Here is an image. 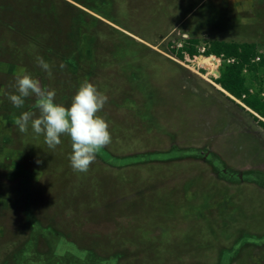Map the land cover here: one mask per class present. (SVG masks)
<instances>
[{
  "label": "rangeland",
  "instance_id": "rangeland-1",
  "mask_svg": "<svg viewBox=\"0 0 264 264\" xmlns=\"http://www.w3.org/2000/svg\"><path fill=\"white\" fill-rule=\"evenodd\" d=\"M239 1L257 12L247 22ZM180 32L263 53L264 0H0V264L32 245L29 208L59 250L109 264H264V128L207 70L172 59ZM21 68L66 107L85 77L108 96L98 115L122 136L96 155L107 166L73 171L68 136L50 149L31 124L19 131L22 112L38 115L34 96L19 109L7 98Z\"/></svg>",
  "mask_w": 264,
  "mask_h": 264
},
{
  "label": "clouds",
  "instance_id": "clouds-1",
  "mask_svg": "<svg viewBox=\"0 0 264 264\" xmlns=\"http://www.w3.org/2000/svg\"><path fill=\"white\" fill-rule=\"evenodd\" d=\"M37 65L52 76V66L43 57H36ZM60 68H65L63 63ZM16 94H9L8 99L15 108H22L25 99L35 97L34 108L38 111H24L14 120L21 133L28 131L29 124L35 134L43 135L50 149L61 144V137L68 136L71 141L70 166L73 171L87 172L96 160V155L112 142L110 125L100 115L108 101V96L98 90L97 86L87 79L80 83L72 97L70 106L55 102L56 92L42 86L21 68L15 76L12 86ZM37 163L41 161L37 160Z\"/></svg>",
  "mask_w": 264,
  "mask_h": 264
},
{
  "label": "trees",
  "instance_id": "trees-1",
  "mask_svg": "<svg viewBox=\"0 0 264 264\" xmlns=\"http://www.w3.org/2000/svg\"><path fill=\"white\" fill-rule=\"evenodd\" d=\"M199 42L200 40L195 38L188 40L184 50L178 52L179 57H184L183 52L189 53L192 57L197 55L196 45ZM211 55L217 57L224 55L227 59L235 60V63H224L220 67L221 75L215 79L216 84H213L239 100L251 111V116L258 124L264 128V121L261 120L264 119V52L260 53V45L216 40L211 42L210 48L205 53L206 57ZM257 57H260L259 61H256ZM204 62L208 74L213 78L218 77L216 60L209 57L204 58ZM252 89L253 92H251ZM27 217L33 227L32 245L27 242L19 248L18 252L8 256L3 264H109L110 259H104L96 252L87 249L71 247L72 249L69 250H59L64 237L51 227L37 226V221L30 208L27 210ZM41 240L49 247L46 252L38 250ZM118 259L116 257V261Z\"/></svg>",
  "mask_w": 264,
  "mask_h": 264
},
{
  "label": "built area",
  "instance_id": "built-area-1",
  "mask_svg": "<svg viewBox=\"0 0 264 264\" xmlns=\"http://www.w3.org/2000/svg\"><path fill=\"white\" fill-rule=\"evenodd\" d=\"M190 40V38L187 35H183L181 36V39L179 38V40L176 41H172L169 43V48L172 51V59L180 64H182L183 66L189 68L192 71H195L194 68L197 69L198 74H201V70H208L204 65H200L198 62L200 61V59L202 58H214L216 60V64H217V71H220V67L224 64H232L235 63L234 59H227L226 57H224V55L217 57V56H209L206 57L205 53L207 52V50L210 48L211 43L210 42H199V44L196 45V49L198 51L197 55L195 56H190L189 53L187 52H183V58L179 57L178 52H180L181 50H184V48L186 47L187 41ZM260 57L256 58V61H259ZM193 67V68H192ZM208 72V71H207ZM215 79H218L219 77L214 76ZM251 92H253V90H251ZM239 101V100H237ZM240 104H242L239 101ZM244 106V105H243ZM245 107V106H244ZM246 108V107H245Z\"/></svg>",
  "mask_w": 264,
  "mask_h": 264
},
{
  "label": "crops",
  "instance_id": "crops-1",
  "mask_svg": "<svg viewBox=\"0 0 264 264\" xmlns=\"http://www.w3.org/2000/svg\"><path fill=\"white\" fill-rule=\"evenodd\" d=\"M211 0H209V2H210ZM258 4L260 5V6H262L263 5V3H262V1L261 2H258ZM234 5H236V9H237V14L239 15V14H241V16H238L237 15V18L235 19L236 21V23H238V22H242V21H244V22H247L248 21V18L246 17V18H241V17H245V14L247 15V14H252L253 12H254V9L255 8H252V10L251 9H249L250 7H247V6H242V2L241 1H239V2H236V3H234ZM241 6V11L238 9L240 6ZM255 5V3H253V7H255L254 6ZM251 10V11H250ZM224 12V10L223 11H220L219 13L220 14H222ZM254 14H257V12L255 11L254 12ZM218 15V14H217ZM223 15H224V13H223ZM242 15H244V16H242ZM238 17H240V19H238ZM255 20V19H254ZM261 21V20H260ZM232 22V21H231ZM117 27H119V26H117ZM122 30H124V29H122ZM125 31V36L126 37H130V38H132L134 41H136V39H138L139 41H141V42H145L146 40H143L142 38H140V37H138V36H135V35H133V34H131V33H129L128 31H126V30H124ZM180 33H183V32H180ZM122 35H124V33H121ZM183 34H186V33H183ZM188 35V34H187ZM134 38H136V39H134ZM191 38V37H190ZM139 41H136V42H139ZM219 41V40H218ZM221 41H223V40H221ZM226 42H234V41H226ZM236 43H247V42H236ZM248 43H254V42H248ZM90 78V77H89ZM89 78H86L85 77V79H88L89 80ZM117 102L118 101H115V105L117 104ZM112 103H109V105H111ZM114 108V107H113ZM109 108V109H105V110H107L108 111V114H109V116L111 117V115H113L112 117H114L115 119H120L121 121H119L120 122V124L121 123H123L124 125H125V118H123V117H119V113H118V111H117V109L116 108ZM107 121V120H106ZM108 123H109V125L110 126H114V125H111L112 124V122L113 121H107ZM134 122V121H133ZM132 122V123H133ZM117 124V123H116ZM115 124V125H116ZM110 132H111V127H110ZM111 136L113 137L112 139H115V137H120L121 138V136H122V133H120V131H119V134H117V135H113V134H111ZM117 139V138H116ZM116 149V148H115ZM118 151V150H117ZM136 152H139V155H141V151H140V149H139V151H136ZM111 153V156H117V157H122V156H125V155H116V154H114L113 152H110ZM130 156H134V154L133 153H131V154H129ZM100 161V162H99ZM95 162L97 163V164H100V166H107L108 164L105 162V160H103V159H101L99 156H96V160H95ZM22 163L24 164V163H26V161L25 160H23L22 161ZM157 163V162H156ZM164 163H166V162H164ZM219 163V162H218ZM141 164H147V165H149V162H147V161H145V162H142ZM215 166H219V165H215Z\"/></svg>",
  "mask_w": 264,
  "mask_h": 264
},
{
  "label": "bare ground",
  "instance_id": "bare-ground-1",
  "mask_svg": "<svg viewBox=\"0 0 264 264\" xmlns=\"http://www.w3.org/2000/svg\"><path fill=\"white\" fill-rule=\"evenodd\" d=\"M200 65H205V62H204V58L200 59V61L198 62Z\"/></svg>",
  "mask_w": 264,
  "mask_h": 264
},
{
  "label": "water",
  "instance_id": "water-1",
  "mask_svg": "<svg viewBox=\"0 0 264 264\" xmlns=\"http://www.w3.org/2000/svg\"><path fill=\"white\" fill-rule=\"evenodd\" d=\"M217 75H218V77H220V75H221L220 71H217Z\"/></svg>",
  "mask_w": 264,
  "mask_h": 264
}]
</instances>
